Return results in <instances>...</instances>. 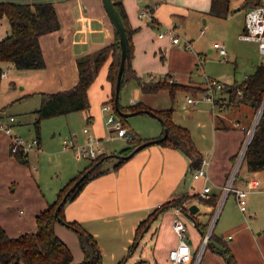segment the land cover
I'll use <instances>...</instances> for the list:
<instances>
[{
    "label": "crops",
    "instance_id": "crops-1",
    "mask_svg": "<svg viewBox=\"0 0 264 264\" xmlns=\"http://www.w3.org/2000/svg\"><path fill=\"white\" fill-rule=\"evenodd\" d=\"M51 1L56 6L61 27L39 37L45 66L41 69H16L10 65L12 74H9L8 69L7 76L4 77L10 80V89L17 81H28L21 84L16 101L29 98L31 107L29 105V118L25 116L23 121L20 116L17 117V112H22L23 109L11 113L7 112L6 107L0 108L1 116L14 115L16 122L13 132L25 138L37 137L39 140L38 149L29 152L26 162H20L10 155L8 136L0 131V226L9 237L34 231L35 216L48 203L53 202L57 192L84 169L86 165L82 167L81 159L88 163L89 160L82 158L77 149L63 148V140L71 135L70 130L74 124L88 128L89 133L100 141V145L104 140L114 139L110 134L107 136L104 130L106 112L102 110L103 104L108 103L111 98V84L106 79L108 61L95 74L87 90V109L42 119L38 135L33 128L36 117L34 110L40 102L39 93L72 87L77 82L76 58L112 43L115 37L114 27L102 0ZM119 1L123 5L127 24L133 30L129 68L135 75L143 81H156L167 75L172 81L198 89L206 88V80H220L205 74L201 68L200 61L204 54L197 49L192 38L193 33L197 32L199 21L201 18L203 23L212 18L223 19L235 12H243L244 17L250 6L245 0H234L233 5L229 1V13L218 16L210 10L211 0ZM144 9L149 12L141 16ZM179 25L183 28L180 29ZM166 27L173 29L179 38L178 43L174 44L168 36H158L160 30ZM9 34L8 20L1 16L0 39ZM185 42L190 47L185 48ZM210 50L214 49L208 51ZM221 56L226 60L227 54ZM4 64L2 62L0 66ZM197 67L202 70L200 75H194ZM248 74H244V78ZM244 78L225 83V88L219 95L227 98L228 104L224 107L211 105V108L205 104L197 107L186 104L185 98L190 96L189 93L177 92L184 96L178 104L174 100L171 102L166 90L144 93L135 79L126 81L122 87L125 89L124 100L119 95L120 104L128 106L141 102L149 109L161 110L174 103L172 120L189 131L198 152L202 157L208 158L206 170L209 180L195 178V169L190 166L186 155L171 145L161 143L145 146L116 167L117 159L109 166L102 165L103 162L100 168L107 171L85 182L74 198L64 204L63 215L67 221L78 222L95 239L104 264H116L120 257L129 252L137 227L147 219L149 221L135 241L129 256L142 243V249L147 245L148 254L137 261L169 264L168 250L178 244V237L172 228L176 216L185 224V240L193 256L195 255L203 232L219 204L221 187L244 141L246 129L251 127L254 120L249 104L238 101L241 91L232 92L231 89ZM150 117L155 119L152 115ZM153 121L155 124L151 122V131L142 140L161 136V123L157 118ZM236 123L244 128L236 126ZM81 133L85 139L82 130ZM116 148L110 145L107 151H103L119 153ZM32 168L36 172L32 173ZM47 170H53V176ZM261 172L262 170L247 171L241 175L238 171L233 185L245 187L246 181L256 180L257 186L248 193H259L264 197V182L259 177ZM41 173L47 174L49 180L44 181ZM204 185L210 187L207 194H201ZM185 196L189 198L182 202V208L170 206L154 212L169 200ZM211 196H217L216 205L201 200ZM231 196L235 201L234 195ZM224 201L213 224L214 236L204 247L196 264H229L222 254L225 248L232 254L236 264H264V225L256 228L251 225L250 228L242 219L231 218L232 207L225 209ZM190 204L198 207L195 214H189L187 208ZM223 211L226 220L215 234V226ZM54 231L71 251L70 264L79 263L83 259L79 239L77 241L71 230L60 222L54 224ZM220 239L223 243L219 242ZM193 256L189 257L190 262L194 260Z\"/></svg>",
    "mask_w": 264,
    "mask_h": 264
},
{
    "label": "trees",
    "instance_id": "trees-1",
    "mask_svg": "<svg viewBox=\"0 0 264 264\" xmlns=\"http://www.w3.org/2000/svg\"><path fill=\"white\" fill-rule=\"evenodd\" d=\"M229 1L230 0H211V12L218 16L227 15L230 11ZM112 2L125 27L129 47L128 59L121 75L118 100L122 87L129 79H135L144 93H155L160 90H166L171 102H173L176 93L179 91L189 93L192 97H197L205 91V89L189 88L186 85L172 81L167 75L156 81H143L136 76L133 70L129 68V58L132 46L131 34L133 30H131L127 24L126 14L120 1L112 0ZM259 2V0H245L247 5H254ZM1 16L7 18L10 25V34L0 39V63L9 62L16 69L43 68L45 66V61L39 44V37L45 33L58 30L61 27V21L55 4L52 1L37 2L32 5L0 1V17ZM119 58L120 47L116 31L112 43L91 53L77 57L75 60L77 82L72 87L56 92L39 93L40 102L38 107L34 110L36 117L33 121V128L36 134H39L40 121L42 119L85 110L89 107L87 90L93 82L95 74L107 61L108 67L106 79L111 84L112 88L109 102L112 104L113 110L119 117L122 126L127 129L123 122V118L125 117L118 114L113 103ZM231 89L232 92L240 90L241 96L238 101L248 103L255 113L261 105L264 96V64H256L252 73L248 74L243 81L235 84ZM197 92H199V94H197ZM119 108L123 112L136 111V114L147 113L146 110L149 109L141 102H136L128 106H123L119 103ZM149 110H151L167 128L168 134L160 143L171 145L172 147L181 150L189 159L190 166L194 169L198 168L202 155L193 144L189 131L185 127L173 122L172 105L161 110ZM162 133L160 135H162ZM142 141L144 140L131 136L128 140V144L119 150V153L128 154L135 145ZM105 155L106 152H103L97 157L90 159L84 169L57 192L55 200L48 203L47 207L35 216L36 229L34 231L22 233L16 237H9L0 226V264H70L72 261L71 251L54 231V224L58 222L54 215L55 209L61 202L69 187L86 169L93 166L99 160L101 161L93 168V170L80 180L76 187L66 196L65 201L59 206L57 214L60 223L73 229L78 235L79 244L83 252V259L77 264H101L97 242L78 222L65 220L63 207L67 201L74 198L85 182L90 178L107 171L106 169L100 168L103 162L110 159L105 158ZM15 158L20 162H24L21 160V154L16 155ZM125 160L126 159H118L115 167ZM243 163L246 170L249 172L264 170V106L254 128L252 137L246 146L240 166ZM187 198L189 197L185 196L171 199L159 206L154 212H160L170 206L182 208V202ZM201 200L216 205L217 196H211V198ZM148 221L149 219L140 223L137 227L133 240L134 242L129 248V252L134 247L135 241L138 239ZM213 236L214 235L211 231L208 243ZM219 242L223 243V240L220 239ZM222 254L229 264H236L228 249H223ZM141 263L142 261H137L134 264ZM118 264H122V262Z\"/></svg>",
    "mask_w": 264,
    "mask_h": 264
},
{
    "label": "rangeland",
    "instance_id": "rangeland-1",
    "mask_svg": "<svg viewBox=\"0 0 264 264\" xmlns=\"http://www.w3.org/2000/svg\"><path fill=\"white\" fill-rule=\"evenodd\" d=\"M233 2L234 0H230L231 5H233ZM242 17H243V12L241 13L235 12V13H231L228 17H225L223 19L222 18L209 19L208 22L206 23H203V20L201 18V20L199 21V25H197V28H196L197 32L193 33V36H192L193 40L195 41V46H198L197 49H200V51H202V53L204 54L202 60L200 61L201 68L204 71V73L213 76V78L220 79L224 83H227V82L230 83L234 79L238 81L242 80L245 76L244 74L247 75L248 73L252 72L255 64L257 63L264 64V55L258 52L256 44L251 41L240 40L238 37L242 30V26H243ZM179 28L181 29L183 28V26L179 25ZM163 30L164 29H161L160 32ZM200 31H202L201 34L199 33ZM213 42H220L224 45L226 52H227V56L225 58L226 60H224V58L221 55H219L215 50L208 51L209 49L212 48ZM11 68H9V71H8L10 75L13 72ZM201 68L199 69V67H197L195 70L196 73H194V75H197V74L200 75L202 71ZM9 81H10L9 79L1 78L0 108L6 107L7 112H11V113L17 109H23L22 112H17L18 113L17 117L20 116L21 120L25 116L29 118V105H30L29 98L23 99L19 102L16 101L21 91L19 89L21 84L27 83L28 81L26 80H23L21 82L17 81L11 89L9 88V84H10ZM124 90L125 89L122 88L120 92L121 100H124V96H123ZM183 97L184 96L177 93V95L174 98V103L177 102L178 104H180L181 101L183 100ZM174 103L172 105L173 108L175 107ZM204 104L208 105L209 108H211V103H208L206 101H200L196 103V107L198 105L202 106ZM121 105H123V103ZM250 112L252 114L251 117H253L254 119L256 112L254 114V111L251 109H250ZM115 117L118 121H120L119 117L116 114H115ZM155 119H153V117H150V115L146 113H139V114H135V115L123 118V122L128 129L130 138L132 136L137 139L139 138L143 139V137L151 131L152 129L151 122H154L153 120ZM82 128H83L82 125L74 124L73 128L70 130L71 134H76L78 144H81L82 142H84V137L81 133ZM104 130L107 136H109V134L110 136H112L108 128L106 127V124H104ZM130 138H122V137L118 138L117 137L112 140L109 138L107 140H104L101 146L104 151H107L110 145L115 148L121 145L119 148L115 149L116 151H119L120 149H122L124 146L127 145L128 140ZM115 161L116 159L110 158L106 160L102 165L109 166L110 163H113ZM81 165L82 167L87 165L85 160L81 159ZM34 166H37V165L35 164ZM47 171L50 176H53V170H50V171L47 170ZM31 172L34 173L36 171L31 170ZM56 172H58V170H56ZM246 172L247 170L243 163L240 167L239 173L242 175V174H245ZM41 175H42L41 178L44 179V181L49 180V177L47 174L41 173ZM259 177L264 182V170H262ZM229 194L227 195L226 201H224L223 206L225 207V209L228 206L232 207L233 216L231 218L235 217V218L242 219L241 221L250 225V228L252 227L251 225H254L253 226L254 228L262 227L264 225V197L263 195L259 193H253V192L248 193L247 197H245V210L240 211L233 197L231 196L232 193H229ZM249 214H251V217H249ZM225 220L226 219H225V215L223 211V213L221 214L219 218V222H217L215 226V229H214L215 234L218 233L217 232L218 227ZM254 228L252 230L256 232ZM69 230H71L72 234H74V236L76 237L78 241V235L76 231H74L71 228H69ZM142 247L143 245L141 243L137 247L135 252L131 254L130 256H129V252H126L122 257H120V259L118 260L119 262H116V264L121 263L123 261H124L123 262L124 264H134L140 258H144L145 254L146 255L148 254L147 252L148 247L147 245L143 249ZM141 249H142V252H141ZM99 254H100V262L101 264H104L105 262L104 263L102 262L100 251H99Z\"/></svg>",
    "mask_w": 264,
    "mask_h": 264
},
{
    "label": "built area",
    "instance_id": "built-area-1",
    "mask_svg": "<svg viewBox=\"0 0 264 264\" xmlns=\"http://www.w3.org/2000/svg\"><path fill=\"white\" fill-rule=\"evenodd\" d=\"M2 2H14L18 4H28L32 5L37 2H45L51 0H0ZM259 3L254 5H250L246 9L243 17V28L241 33L239 34L240 40L251 41L254 42L257 46V50L260 54L264 55V0H259ZM148 9H144L140 15L144 16L148 14ZM159 37L168 36L171 41L176 44L179 41V38L174 34V31L171 27H166L163 31L158 33ZM190 47L188 42H185V48ZM212 48L219 55H226V49L224 45L220 42H213ZM11 64L9 62H5V64L1 67L0 78H4L7 76V71ZM225 88V83L219 80H206V88L203 93H201L197 97L186 96V104L196 105V103L200 101H206L211 103L213 107L220 106L224 107L228 104L229 100L227 98L219 95L221 91ZM239 92V91H238ZM264 100V96H263ZM102 110L106 112L105 116V124L108 128L109 132L112 135V138L122 137V138H130V134L128 130L122 126L121 122L118 121L115 117V112L113 110L112 104L110 102L103 104ZM255 120V118H254ZM250 128L246 129V136L244 141L238 150L235 160L232 164V168L225 180V183L221 187V198L219 200V204L216 206L208 227L202 235L201 243L195 251V255L193 256L192 250L187 244L186 238V227L183 220L180 217H175L172 222V228L175 234L178 237V244L169 249L167 253V259L170 264H196L201 252L204 247L208 243L209 236L212 231L213 224L217 218L218 211L221 207V204L227 197L229 193L234 195L235 201L240 209V211L245 210V197L247 193L254 187L257 186L256 180H248L246 181L245 187H236L233 185L234 180L237 176L238 170L240 168V164L243 159L244 151L246 149L247 144L249 143L252 134H253V124ZM16 122V118L14 115H7L5 117L0 114V131L4 132L8 136V150L11 156H16L21 154V160L26 162L28 158V154L31 151H35L39 147V140L37 137L25 138L13 132V125ZM240 128H244L239 123L235 124ZM82 132L85 135L84 142L78 144L75 142L76 134H71L67 139L63 140V148L70 149L75 148L78 150L79 155L85 159H92L97 157L99 154L103 153V148L100 145V141L92 136L89 133L88 128L84 127ZM209 164V160L207 157H202L200 161V165L194 171V177H202L204 180H209L207 175V166ZM34 169H36L33 166ZM209 185H204L201 191V194H207L209 192ZM193 256L194 259L192 262L189 261V257ZM141 264H147L146 262Z\"/></svg>",
    "mask_w": 264,
    "mask_h": 264
},
{
    "label": "water",
    "instance_id": "water-1",
    "mask_svg": "<svg viewBox=\"0 0 264 264\" xmlns=\"http://www.w3.org/2000/svg\"><path fill=\"white\" fill-rule=\"evenodd\" d=\"M102 3H103V7H104L109 19H110L115 31L118 34V41H119V47H120V58H119L118 70H117V74H116L115 92H114V100H113L114 108L120 116L129 117V116L135 115L137 112L136 111H130V112L121 111L119 108V100H118L121 75H122L123 69L125 68L126 61L128 59V53H129L128 40H127V36H126V32H125V27L123 25L121 17L119 15L118 11L116 10L112 0H102ZM248 10H249V8H248ZM263 106H264V100H262L261 105L259 106V108L256 111L255 120H254V124H253V130H254L256 123L258 121V118L262 112ZM146 112L152 116H155L154 113L149 109H147ZM156 118L161 122V125L163 128V133L161 136L153 138V139H146V140L142 141L141 143L135 145L133 147V149L128 154H120L117 152H110V153H106L105 158H114L117 160L118 159L119 160L120 159H128L131 155H133L135 152L139 151L140 149L144 148L145 146L150 145L152 143H160L162 140H164L168 134L167 128H166L165 124L158 117H156ZM100 161L101 160H99L93 166L86 169L82 173V175L66 191L61 202L58 204V206L55 209L54 215H55L58 222H60L58 214H57L59 206L65 201L66 196L76 187V185L79 183V181L82 180L85 176H87ZM187 210H188L189 214L192 215L198 211V207L195 204H190L188 206Z\"/></svg>",
    "mask_w": 264,
    "mask_h": 264
}]
</instances>
